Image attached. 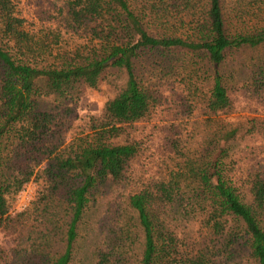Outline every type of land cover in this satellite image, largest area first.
<instances>
[{"label":"trees","instance_id":"1","mask_svg":"<svg viewBox=\"0 0 264 264\" xmlns=\"http://www.w3.org/2000/svg\"><path fill=\"white\" fill-rule=\"evenodd\" d=\"M48 1L38 36L0 0V227L16 236L0 264H264V0ZM102 80L101 111L66 138L71 109L40 99ZM161 86L194 123L134 178L132 130ZM111 187L123 199L99 211Z\"/></svg>","mask_w":264,"mask_h":264},{"label":"rangeland","instance_id":"2","mask_svg":"<svg viewBox=\"0 0 264 264\" xmlns=\"http://www.w3.org/2000/svg\"><path fill=\"white\" fill-rule=\"evenodd\" d=\"M17 3L19 10L26 17L30 28L34 32H37L38 36H42V34L38 32L41 26L37 18V13H39L42 5H48L49 1L17 0ZM107 87V82L102 80L99 84L100 89L98 91H91L84 88L80 99L75 104L65 103L64 106H61L50 97L41 98L40 104L52 111L62 112V107L71 109L68 117H65V119L70 122V127L65 131L66 138H69L71 133L76 131L83 118L87 115H96L101 111L106 97L108 96ZM159 93L161 94L162 102H164L163 105L158 106L151 112L149 117L137 123L132 130V135L143 142V151L131 165L134 178L143 174L146 169L153 164L149 156L158 152V149L164 142L165 136L169 134L171 126L177 131L185 133L191 127L192 123H194V119L176 118L174 104L171 101L170 89L161 86L159 88ZM61 188L60 186L59 190H61ZM37 189L38 187L35 182L30 181L26 183L23 189L11 199V214L14 215L27 208L34 199ZM105 192L106 194L99 198V211H101L102 208L108 211L107 205L109 207L112 205L113 208V205L118 203L122 198V194L112 187ZM98 204L95 203V206ZM15 237V233L11 230L0 227V250L7 251L13 247L16 244Z\"/></svg>","mask_w":264,"mask_h":264}]
</instances>
